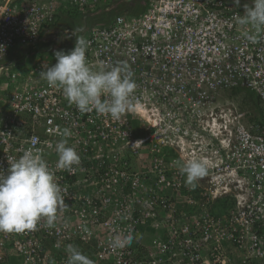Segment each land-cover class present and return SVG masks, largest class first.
Masks as SVG:
<instances>
[{"label":"built area","instance_id":"obj_1","mask_svg":"<svg viewBox=\"0 0 264 264\" xmlns=\"http://www.w3.org/2000/svg\"><path fill=\"white\" fill-rule=\"evenodd\" d=\"M108 1L0 0V168L31 148L65 203L51 228L41 219L34 230L0 232V264H67L69 245L92 248V264H264V117L255 110L247 120L220 100L240 88L264 107V38L248 42L233 20L251 0H142L138 11L85 20L77 29L89 65L125 62L134 73L132 105L118 120L81 113L50 87L39 74L55 63L48 50L35 64L10 60L61 39L63 11L80 20ZM61 139L80 156L74 174L57 168ZM190 154L210 161L194 190L176 166ZM221 198L234 204L218 211ZM129 233L130 246L110 247Z\"/></svg>","mask_w":264,"mask_h":264},{"label":"clouds","instance_id":"obj_2","mask_svg":"<svg viewBox=\"0 0 264 264\" xmlns=\"http://www.w3.org/2000/svg\"><path fill=\"white\" fill-rule=\"evenodd\" d=\"M241 0H233L239 6ZM243 15H235L236 25L244 30L241 36L252 44L264 38V0L244 3ZM70 15V14H69ZM78 17V16H77ZM81 29H72L67 38L75 37V44L67 51L55 50V63L42 66L40 77L50 87L59 88L70 104L81 113L95 110L98 115H109L120 119L132 105V94L136 88L134 73L127 63L103 65L93 69L86 57L90 42L82 35ZM65 129L64 137L70 136ZM58 154L57 168L74 174V165L80 164L77 151L68 145L67 139L55 145ZM9 162L7 170L0 168V232L19 233L34 230L41 219L47 227L54 226L58 209L65 207L63 189L56 182L54 173L41 154L31 148ZM210 161L200 155L182 156L176 161L186 185L194 190L209 170ZM134 235H114L110 247L114 250L130 246ZM67 264H92L89 257L77 247L69 245Z\"/></svg>","mask_w":264,"mask_h":264},{"label":"rangeland","instance_id":"obj_3","mask_svg":"<svg viewBox=\"0 0 264 264\" xmlns=\"http://www.w3.org/2000/svg\"><path fill=\"white\" fill-rule=\"evenodd\" d=\"M121 0H110L107 2H102L100 3V5H96V8L90 10L89 12L85 13L82 15L83 19L80 20H75L72 22H63L61 24L60 30H65L68 31L67 33H65L63 35V37L61 39H53L54 35H51V40L47 41V42H43L38 44V46L35 48V53L30 55L29 53H25V51L20 50V51H14L13 53V57L14 58H23L24 59H29V57L32 59L31 61L37 60L40 57V51L42 50H56L59 49L61 46L64 45H72L75 44V37L72 36L70 39L67 38L68 35L71 33L72 29H77L80 26L85 24V20H87L89 23L88 26H91L95 20L98 21V23H102L104 22L106 19H109V17L113 16L115 13H122V12H128L131 10L129 9V3H127L126 0H122V2H119ZM117 2H119V4H116ZM86 15V16H84ZM60 21H64L63 19L60 18ZM96 21V22H97ZM80 35V34H78ZM56 37H58V35H56ZM30 60V59H29ZM31 61H28V64H31ZM35 64V63H34ZM24 66H27L24 65ZM229 91L223 92L221 93L222 97H220V100L222 102L229 100L232 103H235L240 109L247 111L248 112V118L247 120H249L255 110H253L252 106H251V99L249 96H247L245 94V92H242L240 94H233ZM245 103V104H244ZM155 232V231H153ZM157 234V233H154ZM153 234V235H154Z\"/></svg>","mask_w":264,"mask_h":264},{"label":"trees","instance_id":"obj_4","mask_svg":"<svg viewBox=\"0 0 264 264\" xmlns=\"http://www.w3.org/2000/svg\"><path fill=\"white\" fill-rule=\"evenodd\" d=\"M71 13L72 14H70V15H73L74 17L78 16L77 10H74ZM73 47H74V44H72V45H64V46H61L59 49H56V50L63 49L65 51H67L69 49H72ZM54 51L55 50H50L49 51V57L53 61H55ZM26 60L28 61V59H26ZM230 92L233 93V94H240L242 92H245V94L247 96H249L250 99H251V106H252L253 110L260 111L262 116L264 117V107L262 106V102H261L260 98L258 97V95L256 93H254L253 91H250V90H243V89H240V88L232 89ZM249 120L250 121H254L256 119H255V117L252 116ZM233 204H234V199L233 198H225V199L221 198V199H219L217 201L216 208H217L218 211H223V210L227 209L228 207L232 206ZM91 249L92 248H89V247L86 248L83 245H80V247H79V250L85 255L90 254L91 253ZM14 261H16V257L15 256L10 258V260H9V262H14Z\"/></svg>","mask_w":264,"mask_h":264},{"label":"crops","instance_id":"obj_5","mask_svg":"<svg viewBox=\"0 0 264 264\" xmlns=\"http://www.w3.org/2000/svg\"><path fill=\"white\" fill-rule=\"evenodd\" d=\"M127 1V3H129V9L128 10H131V11H138L139 10V7H140V5H141V3H143L142 2V0H126ZM119 2H122V0L121 1H119ZM119 2H117L116 4H119ZM64 12V14H66V15H63V22L65 23V21L66 22H72V21H67V20H65L66 18H67V16H70L69 15V13L67 12V11H63ZM97 20H95V22L94 23H96V24H99L98 23V21L96 22ZM86 23L88 24V22L86 21ZM14 53V52H13ZM10 60L11 61H15V60H17V58H14L13 57V54H11V56H10ZM26 60L24 59L23 60V63L25 62ZM253 264H258V263H253Z\"/></svg>","mask_w":264,"mask_h":264}]
</instances>
